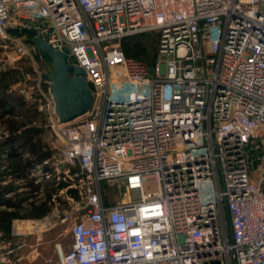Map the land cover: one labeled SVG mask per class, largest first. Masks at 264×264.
<instances>
[{
	"label": "built area",
	"instance_id": "built-area-1",
	"mask_svg": "<svg viewBox=\"0 0 264 264\" xmlns=\"http://www.w3.org/2000/svg\"><path fill=\"white\" fill-rule=\"evenodd\" d=\"M144 32L150 65L120 48ZM32 36L84 70V114L58 121ZM23 57L35 84L8 89L38 117L0 139L32 130L47 155L13 143L29 164L6 148L0 188L46 210L0 230V264L40 256L29 235L58 224L71 243L56 264H264V0H0V71Z\"/></svg>",
	"mask_w": 264,
	"mask_h": 264
},
{
	"label": "trees",
	"instance_id": "trees-1",
	"mask_svg": "<svg viewBox=\"0 0 264 264\" xmlns=\"http://www.w3.org/2000/svg\"><path fill=\"white\" fill-rule=\"evenodd\" d=\"M27 38L30 40V35L26 32ZM150 36L156 43V34L154 32H144L137 33L134 35L124 36L120 39V48L123 50L124 54L128 57H133L140 59L145 62L147 65H150L153 62V59L145 60L144 48L141 46V43L137 40L141 37ZM46 61V60H45ZM24 69H27L26 66ZM17 69L10 68L7 70L0 71V123L9 129V131L15 132L18 127L23 125L28 117H38L35 113L27 111L22 100V97L17 93L11 92L8 89L9 82L16 79L19 74ZM12 110L19 111L23 116L19 119H9L4 118V114L11 112ZM32 130H24L22 133L17 134L13 133L6 139H0V155L6 149V155L10 158V166L19 173L24 172L26 164H21L20 161L15 162L16 149L13 148V143H18L23 145L25 149L35 153L38 158L44 157L47 155L46 152L38 153L39 148L36 143H33L31 140ZM1 161V158H0ZM21 167V168H20ZM4 188H0V200L4 201L6 205L11 206L12 209L5 210L0 209V230L9 233L11 220L15 217H31L43 213L46 210L44 204H30L22 205V196L16 197L15 199L5 198L3 196ZM225 215L228 218V213L226 208L224 209Z\"/></svg>",
	"mask_w": 264,
	"mask_h": 264
},
{
	"label": "water",
	"instance_id": "water-1",
	"mask_svg": "<svg viewBox=\"0 0 264 264\" xmlns=\"http://www.w3.org/2000/svg\"><path fill=\"white\" fill-rule=\"evenodd\" d=\"M25 32L32 35L30 30ZM32 41L41 58L50 64L45 78L49 81L58 121L68 122L84 114L92 101L84 70L68 62V49L54 50L38 36H32Z\"/></svg>",
	"mask_w": 264,
	"mask_h": 264
},
{
	"label": "rangeland",
	"instance_id": "rangeland-1",
	"mask_svg": "<svg viewBox=\"0 0 264 264\" xmlns=\"http://www.w3.org/2000/svg\"><path fill=\"white\" fill-rule=\"evenodd\" d=\"M137 40L141 43V46L144 48L143 58L145 60L154 59L155 41L153 40V38L150 36H147V37L138 38ZM16 63L18 65V69L16 68L18 72L16 74H19V75H17L18 77L14 80L18 82L21 80L22 75H26V76L29 75L30 77H27L29 78L27 80H30L31 82L35 84V81L32 80L31 78L36 76V75H33L36 72H33V69L29 64V60L23 57V58H20ZM25 66L27 69H24ZM36 66H37V69L43 72H49L50 70V64L44 59H41V60L36 59ZM30 81H28V83H30ZM10 83L12 82H9V84ZM20 85L26 86L25 83L20 84ZM18 161H19V156H15V162H18ZM109 194H110L109 197L111 198V200H115L119 198L116 190H110ZM129 196L132 197V199H137L139 196V191L131 190L129 192ZM34 237L35 235L31 234L29 235L27 240L30 245L38 247L40 256L32 260H26V259L22 260L19 264H56L58 262L56 246L58 244L61 245L63 252H65L69 248L70 243H71V237H70L69 230H67L64 224H58L57 226L53 227L51 230L44 231L41 234L42 239H41L40 244L35 243ZM28 248L30 247H26V250Z\"/></svg>",
	"mask_w": 264,
	"mask_h": 264
},
{
	"label": "crops",
	"instance_id": "crops-1",
	"mask_svg": "<svg viewBox=\"0 0 264 264\" xmlns=\"http://www.w3.org/2000/svg\"><path fill=\"white\" fill-rule=\"evenodd\" d=\"M30 118H32V117H28V119L27 120H29ZM39 215V214H38Z\"/></svg>",
	"mask_w": 264,
	"mask_h": 264
}]
</instances>
